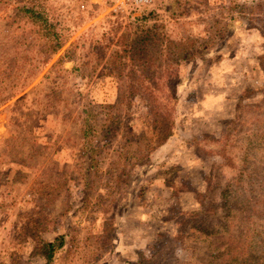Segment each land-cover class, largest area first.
I'll return each instance as SVG.
<instances>
[{
  "label": "rangeland",
  "instance_id": "374dc122",
  "mask_svg": "<svg viewBox=\"0 0 264 264\" xmlns=\"http://www.w3.org/2000/svg\"><path fill=\"white\" fill-rule=\"evenodd\" d=\"M29 217L52 264H264V0H0V264Z\"/></svg>",
  "mask_w": 264,
  "mask_h": 264
},
{
  "label": "trees",
  "instance_id": "16d2710c",
  "mask_svg": "<svg viewBox=\"0 0 264 264\" xmlns=\"http://www.w3.org/2000/svg\"><path fill=\"white\" fill-rule=\"evenodd\" d=\"M22 10L27 14L28 18L32 21H39L41 26V31L44 36H46V42L50 50L55 51L62 45V39L59 37L58 33L55 30V26L48 21L47 16L43 11L37 9L32 6H23ZM162 37H160L152 30H146L144 33H141L139 38L134 39L132 45L129 47V54L131 57L135 58L134 60L141 61L144 65L150 62L149 57H143V54H138L140 52H144L148 48H153V46L161 45ZM158 40V43L156 42ZM169 45H173L175 48L179 49L180 45H184V43H178L176 41L169 42ZM183 47V46H182ZM127 50V48H125ZM159 52L162 54V49H159ZM176 52V51H175ZM160 117V115L158 116ZM172 134L171 130H165L161 136H159L160 140L165 141ZM39 221L34 217H29L27 219V224L24 228L29 229V235L33 240H35V244L33 250L35 253L41 254L44 259V264H52L55 254L59 248H61L64 244V235L59 234L53 240H41L39 234L37 235V226ZM32 229L34 231H32Z\"/></svg>",
  "mask_w": 264,
  "mask_h": 264
}]
</instances>
